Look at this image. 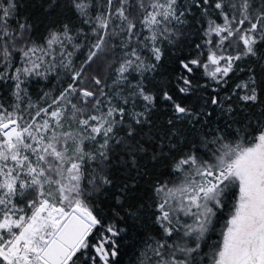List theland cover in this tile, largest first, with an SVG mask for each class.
Listing matches in <instances>:
<instances>
[{"label": "snow or ice", "instance_id": "1", "mask_svg": "<svg viewBox=\"0 0 264 264\" xmlns=\"http://www.w3.org/2000/svg\"><path fill=\"white\" fill-rule=\"evenodd\" d=\"M20 7L0 0V90L11 101L0 100V264H112L123 230L89 200L113 183L116 150L135 165L144 150L135 137L151 129L158 103L170 115L157 133L170 179L152 189L159 238H146L138 264H203L202 245L226 207L210 264H264V113L226 132L207 110L230 117L233 97L258 102L253 75L223 97L219 89L239 62H264V0H49V14L64 8L79 26L62 21L39 40ZM192 21L197 42L178 62L175 91L150 89L164 46ZM194 67L217 87L190 106ZM50 79L55 89L34 101L31 85ZM143 211L129 204L125 215Z\"/></svg>", "mask_w": 264, "mask_h": 264}, {"label": "trees", "instance_id": "2", "mask_svg": "<svg viewBox=\"0 0 264 264\" xmlns=\"http://www.w3.org/2000/svg\"><path fill=\"white\" fill-rule=\"evenodd\" d=\"M48 2L49 0H20V11L23 15L29 17L33 25L32 35L38 40L46 36L50 28L56 27L62 21L71 20L72 23L79 26L75 16L64 8L59 9L56 13L49 14L47 10ZM196 28L197 24L195 21L186 24L182 29L185 35L181 41L175 45L164 46L165 52L160 67L150 77L151 83L146 81L150 89L155 90L163 87L165 90L175 91L173 84L176 83V78L181 74L178 62L185 57L191 58V54L194 51L191 44L197 42ZM249 68L251 72H249ZM240 69H243V71ZM249 75L255 76L258 82V102L254 105L239 104L233 97L232 106L234 111L230 117L223 116L219 108L209 106L207 110L213 113L209 118L214 122L212 124L213 127H221L227 132L228 129L225 127L227 123L232 124V128H239L244 123H247L248 120L254 121L264 113V62L260 64L249 61L239 62V67L234 73L230 74L228 83L219 89L220 94L222 97L230 94L234 85L242 80H247ZM191 78L193 79L194 95L187 99L180 97L185 99V103H189L191 106L195 97L207 98L215 94L212 89L217 86L204 75L203 69L194 67ZM56 85L57 81L55 79L41 80L31 85L29 93L35 101L42 92L55 89ZM0 100L11 102L7 90H0ZM169 118L168 106L158 103L157 109L151 116V129L145 126L138 131L135 137V140L144 149L136 153L135 165L132 163V157L128 156L124 151L116 150L110 172L113 183L107 186L105 190L93 195L89 200L90 205L99 217H102L106 223L119 221L117 226L123 230L121 235L115 238L118 256L114 258L112 264H138L139 254L144 250L146 238H159V228L152 220V189L157 181L170 179L171 162L166 155L160 153V136L157 135V133L163 135L168 131L166 121ZM152 138H155V143L147 142ZM165 153H167L166 148ZM154 154L159 158L153 159ZM232 202L231 199L227 201L229 206H231ZM129 204H141L144 206L140 219L134 220L125 215ZM228 213L229 208L226 207L219 218L214 221L215 230L207 234L206 244L202 245V255L205 253L207 255L212 254L214 246L219 243L220 234Z\"/></svg>", "mask_w": 264, "mask_h": 264}, {"label": "rangeland", "instance_id": "3", "mask_svg": "<svg viewBox=\"0 0 264 264\" xmlns=\"http://www.w3.org/2000/svg\"><path fill=\"white\" fill-rule=\"evenodd\" d=\"M212 254H208L203 261V264H210Z\"/></svg>", "mask_w": 264, "mask_h": 264}]
</instances>
